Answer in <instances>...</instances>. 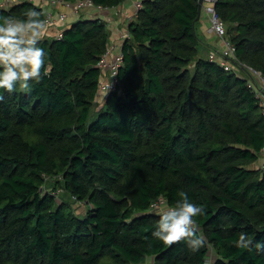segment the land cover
I'll list each match as a JSON object with an SVG mask.
<instances>
[{"label": "trees", "instance_id": "1", "mask_svg": "<svg viewBox=\"0 0 264 264\" xmlns=\"http://www.w3.org/2000/svg\"><path fill=\"white\" fill-rule=\"evenodd\" d=\"M29 9L44 18L32 0L0 15ZM213 9L235 47V61L222 59L236 68L198 54L197 0H140L99 108L109 32L98 17L41 41L51 73L30 93L0 90V264H264V251L234 244L241 232L264 243V169L253 165L264 115L243 74L264 77V0H215ZM60 190L85 212L58 201ZM180 191L205 209L198 252L152 236L151 202L174 204Z\"/></svg>", "mask_w": 264, "mask_h": 264}, {"label": "clouds", "instance_id": "2", "mask_svg": "<svg viewBox=\"0 0 264 264\" xmlns=\"http://www.w3.org/2000/svg\"><path fill=\"white\" fill-rule=\"evenodd\" d=\"M43 13L29 9L23 18L12 15H0V90L9 94L17 90L22 93L32 91V82L40 83L43 77L51 73V63L47 60L41 41L49 35ZM0 92V102L4 101ZM174 204L167 202L151 205L155 215L159 216L152 236L171 247L185 243L192 252H198L206 245V238L200 231L196 218L205 215L202 205L193 202L186 192L178 193ZM240 249L251 251L253 247L264 251V243L249 239L241 232L234 242Z\"/></svg>", "mask_w": 264, "mask_h": 264}, {"label": "built area", "instance_id": "3", "mask_svg": "<svg viewBox=\"0 0 264 264\" xmlns=\"http://www.w3.org/2000/svg\"><path fill=\"white\" fill-rule=\"evenodd\" d=\"M41 2L44 0H40ZM52 5H60L62 7H65L66 9H69L70 12H72L74 15L80 13L81 11H84L89 8H95L102 10L103 8L107 7H102L99 5H95L92 0H46ZM203 1H208L211 2V5L205 6L204 9L208 12V22H209V27L207 30L209 32H213L218 38L221 39L223 47L221 48L220 52L218 53L221 58H231L232 60H236L234 51L235 47L234 45L230 42V40L225 36V25L224 22L216 15L214 9H213V2L215 0H203ZM18 2L17 0H0V7L1 8H8L10 5L13 3ZM135 6L138 8L140 6V0H135ZM44 12V11H43ZM66 18V13L63 11H45L44 12V20L46 21V27L48 25L53 24L54 22L57 23H63ZM60 24V25H61ZM62 28L58 29V33L56 37H58L61 33ZM128 36V32H125L123 34V38ZM107 53L108 49L106 50L105 53H103L97 62V65L100 67L101 70L106 71V80L100 81L99 87L103 91V93L108 92L111 89H114L116 83H117V78H116V70L117 67L119 66L121 62V51L117 53L114 59H108L107 58ZM210 59L213 58L212 54L209 56ZM220 63L225 69H229L231 65L229 64L228 61L226 60H221ZM241 64V63H239ZM242 65V64H241ZM237 66V65H236ZM244 66V65H243ZM238 67V66H237ZM247 67V66H246ZM247 70H251V79L249 81V85L251 88L255 91L256 96L259 97V104L261 107V112L264 115V77L261 76V74L250 68L247 67ZM260 155L262 156V161L259 163V167L264 169V145L261 148ZM160 202H166L163 197H157L154 199L151 204L153 203H160Z\"/></svg>", "mask_w": 264, "mask_h": 264}, {"label": "crops", "instance_id": "4", "mask_svg": "<svg viewBox=\"0 0 264 264\" xmlns=\"http://www.w3.org/2000/svg\"><path fill=\"white\" fill-rule=\"evenodd\" d=\"M38 5L41 6L43 11L53 10V11H63L66 13L65 21L60 25L57 22H54L51 25H48L46 29L48 30L49 35L56 37L58 33V29L63 28L66 25H69L71 21L77 19L78 17H85V18H94L98 17L104 20L106 29L109 32V42H108V59H114L117 53L121 50V45L123 41V34L127 32V22L133 18L136 12L135 0H123L116 6L103 8L99 10L97 8H89L80 13L74 15L70 12L69 9L62 7L60 5H52L46 0L40 1L38 0ZM211 5V2L203 1L200 9L199 19L202 21L203 30L205 35H210L211 37L206 38V42L204 43L205 47L208 49L207 56L209 57L211 54L213 58H218V60H223L220 55L218 54L220 50L215 49L213 45V41L217 40V36L213 32H209L207 28L209 27L208 22V12L204 9L205 6ZM217 38H216V37ZM248 80H252L251 76L246 74ZM105 93L99 87L97 90V96L95 101H98L101 97L104 99ZM262 161V156L260 155L258 160L253 165H259Z\"/></svg>", "mask_w": 264, "mask_h": 264}, {"label": "rangeland", "instance_id": "5", "mask_svg": "<svg viewBox=\"0 0 264 264\" xmlns=\"http://www.w3.org/2000/svg\"><path fill=\"white\" fill-rule=\"evenodd\" d=\"M17 1H22V0H17ZM35 4H38L39 1L38 0H32ZM97 8V7H95ZM53 11V10H51ZM95 18V17H94ZM203 26L202 25V21L200 19H197L196 23H195V31L197 33V35L200 37V41L198 42V45H197V48H198V54L199 55H204V56H207L208 54V49L205 47L204 43L206 42V38H209L211 37L210 35H205L204 34V30H203ZM216 37V36H215ZM217 38V37H216ZM213 45L215 47V49L217 50H221V48L223 47V44H222V41L220 38H217V40H215V42L213 41ZM215 58V57H214ZM231 67L233 68H236L235 66L231 65ZM102 71V74L100 76V81H104L106 80V71L105 70H101ZM251 70H247L246 72L244 71V75L248 74L249 76H251ZM104 99L101 97L100 99H98V101H95L94 103V109H97L100 107L102 101ZM258 160V159H257ZM56 177H52V178H48V180L46 181L47 185H46V188L47 189H51L53 185V180L55 179ZM49 184V185H48ZM58 190V189H57ZM57 193V196H56V199L58 201L61 200V197H64L65 200L67 201H70V205H71V208L72 209H76L75 206L77 207V213L79 214H83L85 212V208H86V203H77V202H74V200L72 199H69V197L63 192V190H60ZM79 210V212H78ZM150 212H153V209L150 208L149 210ZM209 251H208V254H209V258L207 260L208 263H210L211 259L214 257V252H213V249L211 247L208 248ZM142 264H150V261H149V258H146V261H144Z\"/></svg>", "mask_w": 264, "mask_h": 264}, {"label": "water", "instance_id": "6", "mask_svg": "<svg viewBox=\"0 0 264 264\" xmlns=\"http://www.w3.org/2000/svg\"><path fill=\"white\" fill-rule=\"evenodd\" d=\"M213 3H214V2H213ZM201 4H202V0H197V7H198L197 18L199 17V14H200Z\"/></svg>", "mask_w": 264, "mask_h": 264}]
</instances>
